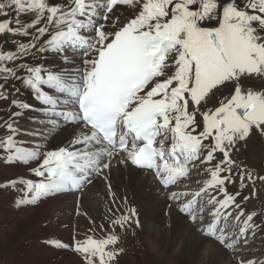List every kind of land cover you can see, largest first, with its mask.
Returning <instances> with one entry per match:
<instances>
[{
	"label": "snow or ice",
	"instance_id": "snow-or-ice-1",
	"mask_svg": "<svg viewBox=\"0 0 264 264\" xmlns=\"http://www.w3.org/2000/svg\"><path fill=\"white\" fill-rule=\"evenodd\" d=\"M0 37L14 45L0 48V161L35 165V180L0 184L22 193L18 206L72 196L88 217L89 186L103 181L116 204L113 169L137 170L231 264H264V250L250 252L264 210L246 208L264 195V171L239 159L264 138V0H0ZM45 55L66 66L33 63ZM26 116L37 127L22 129ZM61 129L70 137L48 148ZM194 175L206 177L196 188ZM120 202L103 238L90 228L45 243L81 264H120L121 233L140 227Z\"/></svg>",
	"mask_w": 264,
	"mask_h": 264
},
{
	"label": "bare ground",
	"instance_id": "bare-ground-1",
	"mask_svg": "<svg viewBox=\"0 0 264 264\" xmlns=\"http://www.w3.org/2000/svg\"><path fill=\"white\" fill-rule=\"evenodd\" d=\"M21 19L27 21L29 18L22 16ZM0 48L8 51L14 48V45L5 44L4 38L0 37ZM33 63L55 67L66 66L61 63L58 56L54 55L35 57L33 58ZM24 99L30 103H36L31 99V96H25ZM6 107L5 104L0 103V109H5ZM3 114L0 111V116ZM19 124L22 129L37 127L29 122L27 116L21 119ZM3 135L4 129H0V136ZM69 137L70 130L61 129L51 137L46 136L44 142L47 143L48 148H53L64 144ZM20 139L30 143L32 141V138L28 136H22ZM34 166V164L26 166L22 163L6 164L0 161V183L10 180V176L17 174H21L23 178L35 180L36 178L29 173V169ZM17 178L14 177L12 179ZM205 178L203 175H194L189 183L193 188H196L195 180H203ZM110 179L117 196L116 204L109 203L105 183L98 180L83 193L81 210L86 209L88 217L76 215L77 202L72 196L51 198L39 203L37 206H18L16 201L22 193L14 189L0 188V202H3V204L1 203L2 205L0 204L2 209L1 216L3 217L2 226H0L1 230L7 233L4 230H7V227H11L10 224L12 222L14 224L19 223V225L20 223L29 222L31 214L35 211H41V208H47L51 204L56 207L65 204L62 207L65 209V244L70 243L74 236L77 238L83 237L90 228L94 230L97 237L103 238L108 227L106 216L108 215L109 207L115 208L118 206L121 211L125 210L126 206L120 202V198L126 197L128 205L135 207L137 210L140 227L135 228L134 235L121 233L122 246L125 249V253L123 254L124 256L122 255V263L120 261V264H231L227 253L218 245L201 235L195 227L189 224L175 210V207L169 209L167 194L159 189L150 176H144L137 170L121 168L118 170L113 169ZM258 203L259 206H257ZM255 206L257 208H254ZM10 207L11 210L9 211ZM246 208L257 212L264 210V195L260 199L248 201ZM4 223L9 224L5 227ZM101 224L105 226L104 229L98 227ZM263 241L264 233H258L251 244L250 252L257 255L261 249H264ZM43 246L41 245V249ZM50 249L45 247V252L41 250L44 255L40 256V264L49 263L53 255ZM64 254L65 256L63 255L62 258L63 264H81V258L73 251L65 249ZM125 258L127 261L124 263Z\"/></svg>",
	"mask_w": 264,
	"mask_h": 264
},
{
	"label": "rangeland",
	"instance_id": "rangeland-1",
	"mask_svg": "<svg viewBox=\"0 0 264 264\" xmlns=\"http://www.w3.org/2000/svg\"><path fill=\"white\" fill-rule=\"evenodd\" d=\"M239 159L241 161H244L252 168L264 171V138H261L258 135L251 137L246 146L240 150ZM14 177L20 178L21 174L10 176L9 179H12ZM1 203L3 204V202H0V204ZM63 206H65V204L60 207H56L51 204L47 208H41V211H35L34 213H32V220L30 219V221L25 224L20 223L19 225V223L14 224L12 222L10 224L11 227H7V230H4L7 233L2 232L0 227V264H40V256L42 254L44 255V249L45 247L48 248L49 245L45 243L46 241L60 240L65 243V209L62 208ZM257 206H259V203L257 204ZM257 206H255L254 208H257ZM10 210L11 207L9 211ZM0 211V226H2L3 217L1 216V207ZM8 224L9 223H6L5 227L8 226ZM69 236L71 235L69 234ZM42 242L44 243V246ZM262 243L264 244V241ZM41 245L43 246L42 249ZM41 250H44V252L42 253ZM50 250H53V255L49 263L63 264L62 258L63 255L65 256V249L52 246V249ZM259 254L260 252L257 253V256ZM121 258L122 256L120 257V261ZM126 261L127 260L125 258L124 263ZM49 263L45 262V264Z\"/></svg>",
	"mask_w": 264,
	"mask_h": 264
}]
</instances>
